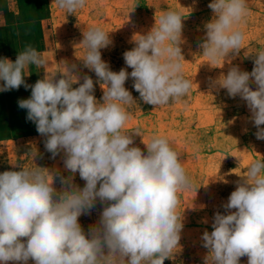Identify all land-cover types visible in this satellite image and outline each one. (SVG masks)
<instances>
[{
  "label": "clouds",
  "instance_id": "obj_1",
  "mask_svg": "<svg viewBox=\"0 0 264 264\" xmlns=\"http://www.w3.org/2000/svg\"><path fill=\"white\" fill-rule=\"evenodd\" d=\"M55 2L68 13L86 5V0ZM208 7L214 18L205 25L200 47L211 65L240 53L244 35L235 26L246 16L247 3L212 0ZM182 19L168 11L158 26L134 40L135 47L123 54L130 73L112 71L102 59L100 50L112 43L108 32L96 26L83 31L80 61L107 85L99 103L93 79L84 75L79 83L75 64L64 62L59 79L56 72L27 85L29 66L47 64L31 44L14 62L0 59V92L31 87L30 98L18 105L46 137L51 158L63 152L69 173L39 166L0 173V264H164L173 254L184 227L177 194L191 186L190 177L166 138L142 142L145 152L122 129L130 120L123 105L135 101L125 87L130 77L139 99L154 107L190 91L192 81L184 78L179 61ZM252 59L251 72L233 65L211 86L246 102L255 136L264 140V49ZM135 134L140 136L139 130ZM246 172L223 205L225 213H215L213 230L202 234L208 250L204 264H239L243 256L247 264H264V159L250 163ZM76 173L85 181L82 188L74 183ZM97 200L103 205L100 218L85 232L79 218L90 214Z\"/></svg>",
  "mask_w": 264,
  "mask_h": 264
},
{
  "label": "rangeland",
  "instance_id": "obj_2",
  "mask_svg": "<svg viewBox=\"0 0 264 264\" xmlns=\"http://www.w3.org/2000/svg\"><path fill=\"white\" fill-rule=\"evenodd\" d=\"M211 2L86 0L84 8L68 13L60 9L55 0H0V50L16 55L31 44L43 52L47 64L44 68L32 65L27 73L29 80L34 77L37 81L56 72L55 79H59L62 77L60 72L65 71L64 62L75 64L74 74L80 77L79 83L83 82L84 75L93 79L98 103L102 102L107 85L100 84L95 73L80 61L85 54L83 31L96 26L108 32L112 43L100 50L102 59L112 71L126 68L130 73L132 69L125 64L123 54L135 47L134 40L158 26L159 18L168 11L183 17L179 61L184 78L192 81L190 91L154 107L139 99L130 77L125 87L135 101L123 105L130 120L122 131L133 136L134 146L146 152L143 143L153 136L166 138L191 180V186L177 194V212L183 218L184 227L179 245L164 264H204L208 250L202 246L203 232L213 230L216 212L225 213L223 205L238 182L247 176L250 163L264 159V140L255 136L257 129L248 119L251 114L246 102L238 96L230 98L226 90L211 86L212 81L226 75L233 65L242 71H252V56L264 49V0H246L247 14L235 26L244 35L240 53L235 57L230 54L226 61L219 58L210 65L208 57L202 55L200 45L206 38V23L214 18L208 7ZM26 84L35 83L27 81ZM250 86L256 87L251 81ZM30 96L31 87L24 85L0 92V128H5L1 133L17 135L0 140V173L39 166L68 176L63 166V152L55 159L51 158V153L44 147L46 137L38 134L35 123L27 119V110L18 105L19 100ZM137 130L140 136L135 134ZM74 183L81 188L85 185L78 173ZM55 186L59 190L58 180ZM102 208L97 200L90 214L79 218L85 232L99 220ZM247 262L248 257L243 256L239 264ZM28 264L34 262L30 260Z\"/></svg>",
  "mask_w": 264,
  "mask_h": 264
},
{
  "label": "crops",
  "instance_id": "obj_3",
  "mask_svg": "<svg viewBox=\"0 0 264 264\" xmlns=\"http://www.w3.org/2000/svg\"><path fill=\"white\" fill-rule=\"evenodd\" d=\"M9 6H10V3H9ZM41 53H43V52H41ZM11 54L12 55H10L7 50L6 51L0 50V59L8 58L14 62L18 54L15 55L14 52H11ZM29 68L32 69L33 68L32 65H30ZM28 71H29V69H28ZM28 71H26V73H25V77H24L25 82L27 83V81H28L29 83H35L36 80L34 79V77H31V79L29 80V77L27 74ZM3 83H4L3 81H0V85H2Z\"/></svg>",
  "mask_w": 264,
  "mask_h": 264
},
{
  "label": "trees",
  "instance_id": "obj_4",
  "mask_svg": "<svg viewBox=\"0 0 264 264\" xmlns=\"http://www.w3.org/2000/svg\"><path fill=\"white\" fill-rule=\"evenodd\" d=\"M3 130H5V128L1 127L0 128V140H4V139H9L10 137H17V135H9L6 133H1Z\"/></svg>",
  "mask_w": 264,
  "mask_h": 264
}]
</instances>
